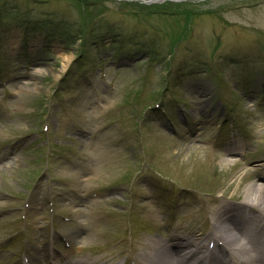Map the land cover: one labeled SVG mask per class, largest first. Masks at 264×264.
<instances>
[{
	"label": "rangeland",
	"instance_id": "1",
	"mask_svg": "<svg viewBox=\"0 0 264 264\" xmlns=\"http://www.w3.org/2000/svg\"><path fill=\"white\" fill-rule=\"evenodd\" d=\"M44 1L0 0V238L20 230L8 218L18 209L29 224L83 220L90 244L129 242L140 214L157 233L164 218L190 228L211 222L213 198L240 203L263 184L264 0ZM176 94L189 119L171 106L164 131L170 121L146 107ZM182 187L192 197L175 196Z\"/></svg>",
	"mask_w": 264,
	"mask_h": 264
},
{
	"label": "bare ground",
	"instance_id": "2",
	"mask_svg": "<svg viewBox=\"0 0 264 264\" xmlns=\"http://www.w3.org/2000/svg\"><path fill=\"white\" fill-rule=\"evenodd\" d=\"M65 60L66 66L71 58L66 56ZM238 148L240 147L235 149ZM244 174L241 179L244 178ZM82 177L89 179L88 173ZM260 179L264 182V172ZM241 183L243 182L229 188L232 189V193L238 192ZM244 193L245 197L238 206L243 216L236 218L237 213L227 216L230 211L236 210L235 206L218 205L212 209V213L210 212L212 221L207 233H204L200 226L190 230L187 225H176L174 228L166 229L162 238L157 236L140 238L134 249L124 248L121 252L95 250L86 244L88 239L82 234L78 240L79 244L76 246L71 244L70 249L62 250L63 253L52 250L44 256L38 246L34 248L35 252L28 250L24 262L19 261L18 264H120L121 253H129L127 259L131 258L132 264H221L225 262V258L221 257L219 252L226 254L228 250L233 251V255H229L226 264H264V239L259 235L264 226L258 222L259 217H264V185L251 183ZM245 221L254 223L253 226L258 228L242 225ZM191 223L198 225L199 220H192ZM212 242L215 243V249L209 247ZM123 264H126V261Z\"/></svg>",
	"mask_w": 264,
	"mask_h": 264
}]
</instances>
